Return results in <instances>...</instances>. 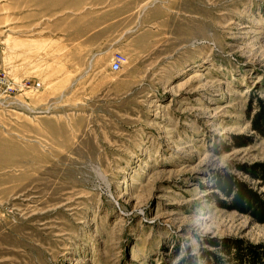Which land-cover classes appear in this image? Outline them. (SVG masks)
Returning a JSON list of instances; mask_svg holds the SVG:
<instances>
[{
  "label": "rangeland",
  "instance_id": "1",
  "mask_svg": "<svg viewBox=\"0 0 264 264\" xmlns=\"http://www.w3.org/2000/svg\"><path fill=\"white\" fill-rule=\"evenodd\" d=\"M4 79L0 264L264 250L214 202L226 175L264 202V0H0Z\"/></svg>",
  "mask_w": 264,
  "mask_h": 264
},
{
  "label": "trees",
  "instance_id": "2",
  "mask_svg": "<svg viewBox=\"0 0 264 264\" xmlns=\"http://www.w3.org/2000/svg\"><path fill=\"white\" fill-rule=\"evenodd\" d=\"M252 127L259 134L264 136V104L259 107V111L252 116ZM255 172L261 174V179L264 183V170L259 169ZM215 189L219 190L224 196L230 197V202L222 201L218 197L215 198V203H218L221 208L227 210H237L242 213L251 214L257 221L264 222V202L259 196L249 189L245 184L236 181L232 176H225L219 179ZM237 251L230 253L228 249H223L222 253L226 256H232L235 260L234 264H264L263 246H248L245 250L239 248L236 244ZM189 264H224L223 259L215 255L201 251L198 257L190 261Z\"/></svg>",
  "mask_w": 264,
  "mask_h": 264
},
{
  "label": "built area",
  "instance_id": "3",
  "mask_svg": "<svg viewBox=\"0 0 264 264\" xmlns=\"http://www.w3.org/2000/svg\"><path fill=\"white\" fill-rule=\"evenodd\" d=\"M125 62V57L122 54H116L112 59L111 69L114 72H117L121 69V65ZM0 85L5 89V92L11 94L15 91V88L12 87L10 82L7 79L1 80ZM38 86V85H37Z\"/></svg>",
  "mask_w": 264,
  "mask_h": 264
},
{
  "label": "crops",
  "instance_id": "4",
  "mask_svg": "<svg viewBox=\"0 0 264 264\" xmlns=\"http://www.w3.org/2000/svg\"><path fill=\"white\" fill-rule=\"evenodd\" d=\"M89 14V13H88ZM84 11L80 12L75 18L76 19H85V17L88 15Z\"/></svg>",
  "mask_w": 264,
  "mask_h": 264
}]
</instances>
